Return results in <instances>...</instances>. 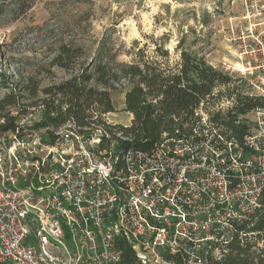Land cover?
<instances>
[{
  "label": "built area",
  "instance_id": "1",
  "mask_svg": "<svg viewBox=\"0 0 264 264\" xmlns=\"http://www.w3.org/2000/svg\"><path fill=\"white\" fill-rule=\"evenodd\" d=\"M23 105L0 132V264H120L123 244L136 264H211L233 239L264 252L244 228L264 210V106L241 141L201 102L182 130L124 151L120 132L41 126L44 106Z\"/></svg>",
  "mask_w": 264,
  "mask_h": 264
},
{
  "label": "rangeland",
  "instance_id": "2",
  "mask_svg": "<svg viewBox=\"0 0 264 264\" xmlns=\"http://www.w3.org/2000/svg\"><path fill=\"white\" fill-rule=\"evenodd\" d=\"M184 36L185 48L197 39L193 49L232 76L243 94L264 96V0H0V70L28 106L45 99L43 90L68 79L81 64L93 69L96 54L130 63L137 49L151 52L156 44L172 53ZM62 41L82 49L71 72L50 65ZM129 85L120 80L114 86V112L104 116L111 124L131 123L123 100ZM5 91L0 87V97ZM216 103L207 106L213 113Z\"/></svg>",
  "mask_w": 264,
  "mask_h": 264
},
{
  "label": "trees",
  "instance_id": "3",
  "mask_svg": "<svg viewBox=\"0 0 264 264\" xmlns=\"http://www.w3.org/2000/svg\"><path fill=\"white\" fill-rule=\"evenodd\" d=\"M166 38L163 35L159 40L163 42ZM185 38L181 37L172 53L164 44H156L151 52L137 49L130 63L117 62V55L109 58L94 55L93 69L81 64L78 72L43 90L46 98L31 105L44 106L41 126L57 127L71 120L80 127H101L113 139L116 138L113 132H120L126 138L117 140L120 150H147L164 133L182 130L184 124H190L201 102L207 108L215 100L227 98L233 99L232 107L224 113H213L212 119L241 141L247 129L244 117L255 107H263L264 97L243 94L232 76L215 69L202 51L193 49L197 39L185 48ZM82 56L80 47L62 41L56 45L50 65L71 72ZM0 60H4L1 46ZM120 80L130 83L124 94V111L132 117L128 127L111 125L104 119L114 112L112 93ZM9 82L6 72L0 70V87L6 90L0 97V121H3L0 132L14 127V117L9 116L8 108L23 105L21 89ZM24 90L30 92L28 85ZM31 94L36 95L37 90ZM244 228L264 238V210L250 217ZM121 250L120 264H136L129 246L123 244ZM165 259L183 264L177 256L166 255ZM211 264H264V252L251 251L248 245L233 239L222 259Z\"/></svg>",
  "mask_w": 264,
  "mask_h": 264
},
{
  "label": "crops",
  "instance_id": "4",
  "mask_svg": "<svg viewBox=\"0 0 264 264\" xmlns=\"http://www.w3.org/2000/svg\"><path fill=\"white\" fill-rule=\"evenodd\" d=\"M125 92H126V91H125ZM125 92H124V93H125ZM123 100H124V96H123ZM130 116H131V115H130ZM131 119H132V117H131Z\"/></svg>",
  "mask_w": 264,
  "mask_h": 264
}]
</instances>
